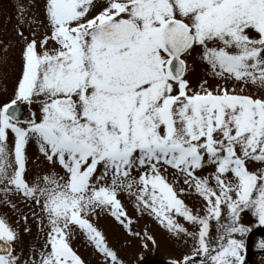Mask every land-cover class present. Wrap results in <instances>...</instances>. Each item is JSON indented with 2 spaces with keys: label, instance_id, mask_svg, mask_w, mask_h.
<instances>
[{
  "label": "snow or ice",
  "instance_id": "obj_1",
  "mask_svg": "<svg viewBox=\"0 0 264 264\" xmlns=\"http://www.w3.org/2000/svg\"><path fill=\"white\" fill-rule=\"evenodd\" d=\"M14 8L18 39L3 51L21 46V70L0 100V202L15 209V195L39 208L31 214L43 243L24 258L20 221L0 215V264H85L71 245L78 236L106 264H124L93 222L97 209L142 247L156 241L132 230L121 192L187 246L169 264H244L252 226L241 213L264 226V0H16ZM197 62L214 88L206 79L191 86ZM30 144L39 163L31 176ZM180 178L202 198V215L178 196Z\"/></svg>",
  "mask_w": 264,
  "mask_h": 264
},
{
  "label": "rangeland",
  "instance_id": "obj_2",
  "mask_svg": "<svg viewBox=\"0 0 264 264\" xmlns=\"http://www.w3.org/2000/svg\"><path fill=\"white\" fill-rule=\"evenodd\" d=\"M22 3L27 4L28 0H21ZM16 0H0V57H5V60L0 61V100L6 99L11 95L12 88L14 86L16 77L19 75L21 70V60H20V48L19 44H14L5 53L3 51L4 43L9 41H15L18 39L16 37L14 27L17 25V13L14 8ZM31 13H29L30 15ZM25 35H29L26 28L22 29ZM193 88L198 87V83L201 79L208 80V86L213 87L217 83L213 78L208 77L204 74L200 64L197 62L194 71L190 72L187 77ZM35 109V106H33ZM28 115V112L24 114ZM37 153V149L34 144L28 146V170L29 176L37 171L39 163L34 160ZM252 168V165H249ZM213 169L211 167L205 168L203 173L198 172L197 174L207 175ZM171 171V170H170ZM171 179V177H170ZM178 196L184 199L185 203L192 207L194 212L197 208L200 209V214H203V201L194 189H188L187 185L183 184V178H180L175 185ZM183 187L185 191L183 193L179 192V188ZM0 194V199H2ZM118 198L124 205L128 217L133 219V224L131 225L134 232H141L147 230L151 234L156 243L153 245L148 242L147 248L142 247V241L134 236L128 235L123 227L118 224L114 218H112L107 213L101 212L97 209V216L93 218V222L96 226L102 230L106 237L108 246L117 252L118 257L124 261V264H140L142 261H138L141 258L151 259L155 257L156 259H167L173 258L179 254L180 251H186L187 246H182L181 243L173 239L168 232L160 226L152 217L147 213L140 214L136 211L133 200L126 193H119ZM10 199L12 203L16 205L13 209L10 205H6L0 202V215H7L10 221H20L21 223V242L16 246V251H20L23 248V257L26 258L29 253V246L35 244L40 247L43 243L42 235L39 232L38 225L32 216V211L39 213V208H32L31 204L19 199L18 196L11 195ZM226 213V209L224 213ZM26 215L29 221L30 231L28 233L23 232V219L22 215ZM241 218L243 223L250 225V211L244 210L241 213ZM180 222L184 223L186 227L191 229V225L188 222L183 221L182 218H177ZM219 225L215 220L210 221V231L218 228ZM215 231V230H213ZM71 245L78 255L85 261V264H106L104 258L97 253L94 248L88 244L83 238L76 237L72 240ZM154 250V251H153ZM250 252V250H249ZM155 255V256H154Z\"/></svg>",
  "mask_w": 264,
  "mask_h": 264
},
{
  "label": "flooded vegetation",
  "instance_id": "obj_3",
  "mask_svg": "<svg viewBox=\"0 0 264 264\" xmlns=\"http://www.w3.org/2000/svg\"><path fill=\"white\" fill-rule=\"evenodd\" d=\"M225 215L226 213L222 214L221 217L222 222L225 221ZM250 225L252 226V231L245 238L246 248L245 251L242 253L245 256L244 264H264V249H259L257 247L259 241L262 238H264V226H260L258 224L257 218L252 215L251 211H250ZM213 230L210 231V238L212 240H215L217 236V228ZM252 247H254V250H251ZM170 259L171 258L156 259L155 257H152L151 259L142 258L141 260L142 262L140 264H169Z\"/></svg>",
  "mask_w": 264,
  "mask_h": 264
},
{
  "label": "bare ground",
  "instance_id": "obj_4",
  "mask_svg": "<svg viewBox=\"0 0 264 264\" xmlns=\"http://www.w3.org/2000/svg\"><path fill=\"white\" fill-rule=\"evenodd\" d=\"M251 250H254V247H252V249Z\"/></svg>",
  "mask_w": 264,
  "mask_h": 264
}]
</instances>
